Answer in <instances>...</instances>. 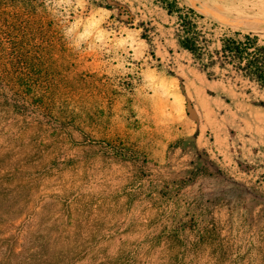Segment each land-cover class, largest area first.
<instances>
[{
    "label": "rangeland",
    "instance_id": "374dc122",
    "mask_svg": "<svg viewBox=\"0 0 264 264\" xmlns=\"http://www.w3.org/2000/svg\"><path fill=\"white\" fill-rule=\"evenodd\" d=\"M190 8L202 58L179 40ZM38 10L64 110L0 95V264H264V90L208 65L227 36L264 40V0Z\"/></svg>",
    "mask_w": 264,
    "mask_h": 264
},
{
    "label": "trees",
    "instance_id": "16d2710c",
    "mask_svg": "<svg viewBox=\"0 0 264 264\" xmlns=\"http://www.w3.org/2000/svg\"><path fill=\"white\" fill-rule=\"evenodd\" d=\"M23 1L26 4L18 11V0H0V95L14 112H30L39 121L51 123L57 121L56 112L64 110L58 106L59 91L54 85L57 70L45 60L46 53H53L57 42L49 35L50 30L43 29V16L38 10L42 0ZM195 17L193 8L179 14V40L184 48L202 58L207 39L198 29ZM48 23L51 28L52 22ZM209 56L208 65H215L220 59L223 67L229 66L264 90V40L258 35L227 36L216 55ZM64 113L67 119L73 117L72 113ZM41 260L39 257L38 261Z\"/></svg>",
    "mask_w": 264,
    "mask_h": 264
}]
</instances>
